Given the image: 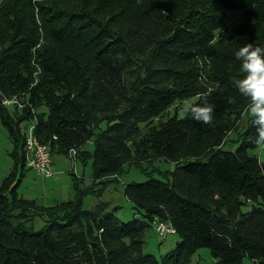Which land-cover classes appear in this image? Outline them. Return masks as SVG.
<instances>
[{"label": "trees", "instance_id": "obj_1", "mask_svg": "<svg viewBox=\"0 0 264 264\" xmlns=\"http://www.w3.org/2000/svg\"><path fill=\"white\" fill-rule=\"evenodd\" d=\"M228 11L242 21L229 26ZM247 43L264 47V0H0V92L23 102L0 105L13 148L0 186V264H190L203 248L211 264H264V163L250 153L260 146L251 114L237 148L224 150L248 114L235 57ZM191 99L214 105L211 122L168 116ZM29 126L52 156L91 159L100 192L131 159L175 168L125 185L141 219L119 222V207L103 201L85 209L99 192L75 176L72 199L41 206L18 195ZM91 139L94 151H82ZM154 219L179 238L160 258L143 253Z\"/></svg>", "mask_w": 264, "mask_h": 264}, {"label": "rangeland", "instance_id": "obj_2", "mask_svg": "<svg viewBox=\"0 0 264 264\" xmlns=\"http://www.w3.org/2000/svg\"><path fill=\"white\" fill-rule=\"evenodd\" d=\"M231 18L229 26H235L242 21V14L235 11H228ZM193 99L176 103L168 112V116L174 114L178 117H183L186 112V105L192 104ZM248 114L241 117L238 123V130L229 134L225 144V151H233L237 148V143L233 141L236 139L239 131L246 125ZM166 118V117H164ZM94 139L88 141L82 148V151L92 153L94 151ZM12 143L9 139V134L0 120V186L2 181L8 176L13 167V160L10 156L12 151ZM250 153L257 155L258 159L264 163V145H260ZM53 169L55 175L49 179H44L37 173L30 169H25L18 186V195L25 199H34L41 206H51L56 202L72 199L75 196L74 176L79 182V187L91 188L100 197L88 195L84 198V208L90 209L99 201L108 202L110 208L119 207L116 213L119 222H127L132 218L141 219V212L134 209V205L127 200L123 191L125 185L129 183H143L149 178L163 180L169 171H172L175 166L173 163L166 162L163 158L149 157L145 160H129L126 161L121 168L118 175L109 177L107 184L102 187L93 184L91 180L92 175V160L89 159L82 163L79 159L76 160L73 167L72 161L64 155L54 154L52 156ZM19 176V174H18ZM246 211V208L242 209ZM34 229L38 230L42 226L43 221H33ZM31 225V224H28ZM179 242L177 235H168L165 238L159 237L153 229H148L145 234V244L143 253L152 255L156 258L170 252L174 249L176 243ZM213 258L209 249H198L190 258V264H211ZM244 264H252L245 259Z\"/></svg>", "mask_w": 264, "mask_h": 264}, {"label": "clouds", "instance_id": "obj_3", "mask_svg": "<svg viewBox=\"0 0 264 264\" xmlns=\"http://www.w3.org/2000/svg\"><path fill=\"white\" fill-rule=\"evenodd\" d=\"M235 57L241 61V71L246 73L236 80V86L248 98L247 111L258 125L256 143L264 145V47L247 43L235 51ZM189 112L192 119L209 123L213 120L214 105L187 104L186 113Z\"/></svg>", "mask_w": 264, "mask_h": 264}, {"label": "built area", "instance_id": "obj_4", "mask_svg": "<svg viewBox=\"0 0 264 264\" xmlns=\"http://www.w3.org/2000/svg\"><path fill=\"white\" fill-rule=\"evenodd\" d=\"M23 102L18 97H6L3 93L0 92V105L3 107H17L21 109L23 107ZM33 127L29 126L27 128L24 147H23V155L25 161V167L37 173L44 179H49L55 175V171L53 169L52 164V155L49 147L46 144L40 143L32 133ZM69 159L72 161L73 167L76 162V151L69 152ZM152 229L156 232V234L162 239L168 235H172L174 233L173 228L157 219H154L152 223Z\"/></svg>", "mask_w": 264, "mask_h": 264}, {"label": "crops", "instance_id": "obj_5", "mask_svg": "<svg viewBox=\"0 0 264 264\" xmlns=\"http://www.w3.org/2000/svg\"><path fill=\"white\" fill-rule=\"evenodd\" d=\"M53 164V163H52Z\"/></svg>", "mask_w": 264, "mask_h": 264}]
</instances>
